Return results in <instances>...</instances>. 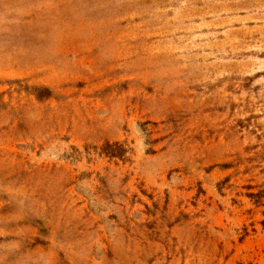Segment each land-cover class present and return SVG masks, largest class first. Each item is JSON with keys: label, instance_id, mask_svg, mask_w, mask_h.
Returning a JSON list of instances; mask_svg holds the SVG:
<instances>
[{"label": "rangeland", "instance_id": "obj_1", "mask_svg": "<svg viewBox=\"0 0 264 264\" xmlns=\"http://www.w3.org/2000/svg\"><path fill=\"white\" fill-rule=\"evenodd\" d=\"M0 264H264V0H0Z\"/></svg>", "mask_w": 264, "mask_h": 264}, {"label": "trees", "instance_id": "obj_2", "mask_svg": "<svg viewBox=\"0 0 264 264\" xmlns=\"http://www.w3.org/2000/svg\"><path fill=\"white\" fill-rule=\"evenodd\" d=\"M109 153V155L111 156V157H113L114 155H116L114 152H108Z\"/></svg>", "mask_w": 264, "mask_h": 264}]
</instances>
